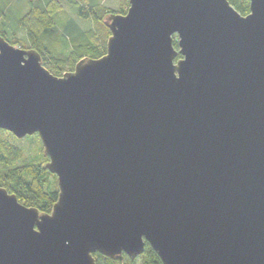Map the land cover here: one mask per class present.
<instances>
[{
  "label": "water",
  "instance_id": "1",
  "mask_svg": "<svg viewBox=\"0 0 264 264\" xmlns=\"http://www.w3.org/2000/svg\"><path fill=\"white\" fill-rule=\"evenodd\" d=\"M248 1L128 0L105 54L60 77L0 36V130L37 134L58 187L50 213L0 187V264L145 244L162 264H264V0Z\"/></svg>",
  "mask_w": 264,
  "mask_h": 264
},
{
  "label": "trees",
  "instance_id": "2",
  "mask_svg": "<svg viewBox=\"0 0 264 264\" xmlns=\"http://www.w3.org/2000/svg\"><path fill=\"white\" fill-rule=\"evenodd\" d=\"M44 0H37L32 2V13H36L39 15V20L44 22L40 31L34 32L30 29L29 36L32 38L34 46L30 49L36 50L40 57L42 66L48 70L53 76H58L62 74V68H60L61 60L58 56L53 54L49 50V46L46 43H50L53 39L49 40V38L53 37L56 31V24L53 20V14L57 12L59 8V4L56 0H48L44 5L42 4ZM76 9V15L79 19L87 20L92 18L98 23L102 29L107 32V39L110 36L109 29L104 25V20L109 14H117L114 12H101L100 9H96L90 5H85L87 0H83L80 3H77L74 0H71ZM85 1V2H84ZM128 6V0H125ZM229 4L242 16H245L249 13V1L248 0H227ZM41 2V3H40ZM45 2V1H44ZM125 12H120L118 14H125ZM61 32H65L69 34L71 37L74 35L85 37L86 43L74 44L75 50H79V48H87L91 52H96L90 54L76 55L72 59V68L73 70L75 64L81 60L82 58H91L97 59L105 54V44L102 47V50L98 51L95 46L94 41H97L96 33L90 32L87 33L78 26L75 20H68L65 25L61 26ZM0 36L7 41V37L4 33L0 31ZM101 37H104L101 34ZM106 39V40H107ZM83 42V41H82ZM10 45L16 46L18 43L16 42H8ZM173 46L176 50L177 44L174 41ZM19 48L23 49L19 46ZM25 50V49H24ZM74 50V49H73ZM74 50V51H75ZM73 51V52H74ZM98 51V52H97ZM73 54V53H72ZM181 58L178 55L174 62H177ZM46 62L49 63L50 66H47ZM63 75V74H62ZM7 132L4 130H0V133ZM11 134V133H10ZM37 135V134H34ZM38 136V135H37ZM44 155V153H43ZM45 156V155H44ZM21 158V152L12 144L7 142L0 143V165L4 167V170L0 171V187L4 188L8 193L14 194L17 197V200L20 204L26 207L36 208L40 213H50L53 204L57 201L58 197V187H57V178L55 175L49 173L46 169V164L48 162V157L45 156V165L39 163H25L23 165H19L18 161ZM49 177L53 178V182L49 183ZM96 264H135V262L140 259L142 264H162L156 253L149 247L148 244H145V249L142 255L137 257L135 260H130L128 257L123 256L121 261L116 260L113 261L109 258H106L98 253L94 255Z\"/></svg>",
  "mask_w": 264,
  "mask_h": 264
},
{
  "label": "rangeland",
  "instance_id": "3",
  "mask_svg": "<svg viewBox=\"0 0 264 264\" xmlns=\"http://www.w3.org/2000/svg\"><path fill=\"white\" fill-rule=\"evenodd\" d=\"M33 1L37 0H0V31L5 34L8 42H16L18 43L17 47L20 46L25 50L34 46L32 38L29 36L30 29L34 32H38L44 23L38 19V14L35 12L32 13L31 6ZM44 1H42L43 5L44 3L46 4L48 0ZM56 1L59 4V8L57 9V12L52 15L56 24V31L53 37L48 39V41L51 39H53V41H49L50 43H46V45L50 47L49 50L53 54L60 58V68H62L60 70H62V74H64L71 71L73 57L93 52L84 47L75 50L76 48H74V44L86 43V38L80 36L76 37L75 35L74 37H71L69 34L61 32L62 25H65L68 20L73 19L81 30H84L87 33L95 32L97 41H94V43L95 46H97L96 48L98 51H101L103 45L107 42V32L92 18L87 20L79 19L76 15L75 4L72 3L71 0ZM74 1L80 3L83 0ZM85 5L100 9L103 13L114 12L117 14L127 11L128 8L125 0H87ZM101 34L104 37H101ZM95 53L96 52H94L93 55ZM46 64L47 66H50L48 62H46ZM62 74L57 77L62 76ZM3 142L14 145L21 152V158L18 161L19 165L32 162L45 165L46 158L43 155V147L37 135L17 139L9 132H2L0 133V143ZM2 170H4V167L0 165V171ZM52 182L53 178L49 177V183ZM135 264H142V262L138 259Z\"/></svg>",
  "mask_w": 264,
  "mask_h": 264
}]
</instances>
